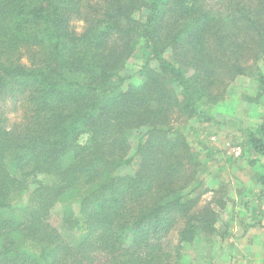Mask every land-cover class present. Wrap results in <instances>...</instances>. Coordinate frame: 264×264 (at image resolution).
Returning <instances> with one entry per match:
<instances>
[{
    "label": "trees",
    "instance_id": "obj_1",
    "mask_svg": "<svg viewBox=\"0 0 264 264\" xmlns=\"http://www.w3.org/2000/svg\"><path fill=\"white\" fill-rule=\"evenodd\" d=\"M138 38L141 82L121 89ZM262 57L264 0H0V264H181L217 213L193 212L200 164L173 122L207 120ZM7 102L22 114L11 127ZM143 128L135 170L118 174ZM248 145L264 156V110ZM44 173L52 182L30 188ZM79 190V215L62 213L65 236L50 212Z\"/></svg>",
    "mask_w": 264,
    "mask_h": 264
},
{
    "label": "rangeland",
    "instance_id": "obj_2",
    "mask_svg": "<svg viewBox=\"0 0 264 264\" xmlns=\"http://www.w3.org/2000/svg\"><path fill=\"white\" fill-rule=\"evenodd\" d=\"M146 15L145 8L133 13L140 21L145 20ZM84 24L81 13L71 20L78 34L83 31ZM143 52V39L138 38L121 73V89L141 82L138 71L144 61ZM166 56L169 58V53ZM263 72L264 57L249 63L244 74L228 83L223 97L208 109L207 120L193 117L173 122L187 138L200 164L197 189L190 194V197H198L193 212L199 213L209 204L217 213L215 232L202 231L192 243L185 244L181 264H214L217 258L223 263L229 256L237 264H264V156L251 153L248 145L249 133H254L263 119L264 92L259 85V76ZM5 107L7 125L11 127L21 120L22 114L13 110L9 102ZM144 131V128L131 131L126 153L131 161L119 166L118 174L135 170L137 156L134 152ZM80 141L85 142L86 135H82ZM52 180L51 174H38L32 178L29 187H34L35 181L51 183ZM29 194V189L18 194L15 203L25 206ZM83 194L79 190L61 196L51 209L49 222L65 236L70 233L62 227L63 210L67 208L73 215H79V200ZM71 233L76 235L78 232ZM21 244L35 252L40 250L29 242Z\"/></svg>",
    "mask_w": 264,
    "mask_h": 264
},
{
    "label": "crops",
    "instance_id": "obj_3",
    "mask_svg": "<svg viewBox=\"0 0 264 264\" xmlns=\"http://www.w3.org/2000/svg\"><path fill=\"white\" fill-rule=\"evenodd\" d=\"M221 259V258H220ZM220 259H215L216 261L214 262V264H237V263H235V260H234V258L232 257L231 259H230V256H229V259L228 260H224L223 261V263H220L218 260H220Z\"/></svg>",
    "mask_w": 264,
    "mask_h": 264
}]
</instances>
